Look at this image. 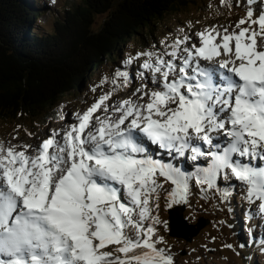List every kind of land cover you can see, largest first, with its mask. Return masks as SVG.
<instances>
[{
    "label": "snow or ice",
    "instance_id": "snow-or-ice-1",
    "mask_svg": "<svg viewBox=\"0 0 264 264\" xmlns=\"http://www.w3.org/2000/svg\"><path fill=\"white\" fill-rule=\"evenodd\" d=\"M237 27L181 29L163 51L128 56L112 91L39 144L0 140V264H175L158 246L161 191L177 227L193 187L229 201L232 181L258 201L249 219H264V11L249 7ZM141 57L135 76L153 87L108 104Z\"/></svg>",
    "mask_w": 264,
    "mask_h": 264
},
{
    "label": "rangeland",
    "instance_id": "rangeland-1",
    "mask_svg": "<svg viewBox=\"0 0 264 264\" xmlns=\"http://www.w3.org/2000/svg\"><path fill=\"white\" fill-rule=\"evenodd\" d=\"M82 1L37 0L42 11L35 19L36 24L42 30L51 32L55 28L56 21L64 17L65 9H73ZM249 7L254 11V18L264 11V3H261V0H184V2H178L172 10L155 19L151 28L143 29L141 33L127 39L119 50L116 62L104 61L100 63L92 70L91 75L84 79L80 87L71 94L59 96L41 115L32 116L24 113L16 118L0 117V140L12 144H39L42 139L47 138L51 129L66 127L67 124L74 122V113L86 110L101 95L112 91L114 85L111 83V78L114 71L117 68L124 70L123 61L128 56H134L137 52L147 50L158 49L163 51L164 44L161 41L166 40L168 44H171L178 34L182 35L181 29L189 34L199 32L210 26H219L221 29L227 28L229 32L239 31L238 21L246 16ZM104 17V14L97 16L93 24L94 29L100 27ZM253 27L258 29V25ZM261 41H264V37L258 36V46ZM142 62L143 57L132 66H128V70L132 74L128 86L118 88L107 101L108 104L114 105L118 101L132 96L135 89L139 88L141 84H147L150 89L153 87L151 80H141L135 76L137 66ZM202 63L207 64L209 62L202 61ZM105 76L109 77L108 82L101 83ZM144 100L146 101L147 97H144ZM60 113L64 114L65 120L59 118ZM100 114L102 115V113ZM165 158L168 157L165 155ZM173 163L183 167L184 170H192L193 162L185 158L177 157ZM253 163L258 162L253 161ZM158 179L163 180L162 177H158ZM229 183L233 185V195L229 201L220 200L218 193L215 196L209 193L205 197L198 187H193L189 198L190 206L184 208L183 216L187 218L188 224H196L201 219H206L207 223L190 239L171 234L169 209L165 207L166 195L161 191L159 215L161 220L168 221V227L158 226V235L165 237V242L158 246L167 247L170 250L174 256L175 264H250L251 259L246 255L249 251L248 246L240 241L239 232L243 230L249 235L250 229L245 227V219L247 218L250 226H255V230L261 229V232L258 230L259 233L264 234V219L258 212L249 219L250 210L256 209L258 201L249 204L244 199L246 190L242 189L238 182ZM220 184L221 187L224 186L223 181ZM166 187L170 188V183L165 184ZM242 212L247 213L246 217H243L245 225H242L241 220H239V215ZM226 245L233 247L229 248ZM113 247L109 246L110 249ZM140 251L143 249L135 250L129 255ZM248 256H250L249 253ZM256 257L261 258L264 262V249L259 250L255 254Z\"/></svg>",
    "mask_w": 264,
    "mask_h": 264
},
{
    "label": "trees",
    "instance_id": "trees-1",
    "mask_svg": "<svg viewBox=\"0 0 264 264\" xmlns=\"http://www.w3.org/2000/svg\"><path fill=\"white\" fill-rule=\"evenodd\" d=\"M180 1L83 0L65 9L54 30L46 32L36 24L42 11L37 0H0V117L41 115L59 96L80 87L100 63L116 62L127 39L151 28ZM100 14L105 17L94 29ZM245 221L250 236L240 230L239 237L248 246L246 255L250 264H264L255 258L264 238Z\"/></svg>",
    "mask_w": 264,
    "mask_h": 264
},
{
    "label": "water",
    "instance_id": "water-1",
    "mask_svg": "<svg viewBox=\"0 0 264 264\" xmlns=\"http://www.w3.org/2000/svg\"><path fill=\"white\" fill-rule=\"evenodd\" d=\"M184 210V209H183ZM178 213L173 212L172 210L169 209V218H170V226H171V234L174 235H181L185 238H191L194 235H196L207 223L206 219H201V221H199L196 224H188V222L186 221V224L177 227L175 220L177 217ZM183 215V213H182Z\"/></svg>",
    "mask_w": 264,
    "mask_h": 264
},
{
    "label": "bare ground",
    "instance_id": "bare-ground-1",
    "mask_svg": "<svg viewBox=\"0 0 264 264\" xmlns=\"http://www.w3.org/2000/svg\"><path fill=\"white\" fill-rule=\"evenodd\" d=\"M207 147V146H206Z\"/></svg>",
    "mask_w": 264,
    "mask_h": 264
}]
</instances>
